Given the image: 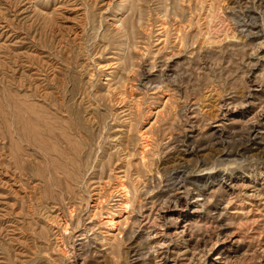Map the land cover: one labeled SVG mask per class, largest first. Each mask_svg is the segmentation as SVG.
Returning <instances> with one entry per match:
<instances>
[{"label": "rangeland", "instance_id": "rangeland-1", "mask_svg": "<svg viewBox=\"0 0 264 264\" xmlns=\"http://www.w3.org/2000/svg\"><path fill=\"white\" fill-rule=\"evenodd\" d=\"M0 264H264V0H0Z\"/></svg>", "mask_w": 264, "mask_h": 264}]
</instances>
